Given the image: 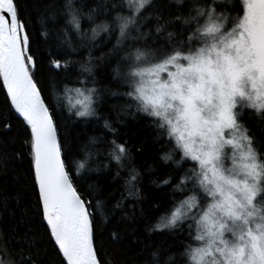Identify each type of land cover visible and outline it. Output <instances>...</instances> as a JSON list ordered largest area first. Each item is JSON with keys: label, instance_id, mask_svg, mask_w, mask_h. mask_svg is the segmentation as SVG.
Segmentation results:
<instances>
[{"label": "snow or ice", "instance_id": "snow-or-ice-1", "mask_svg": "<svg viewBox=\"0 0 264 264\" xmlns=\"http://www.w3.org/2000/svg\"><path fill=\"white\" fill-rule=\"evenodd\" d=\"M222 7L0 0V264H133L124 224L140 264H264V0Z\"/></svg>", "mask_w": 264, "mask_h": 264}, {"label": "trees", "instance_id": "trees-1", "mask_svg": "<svg viewBox=\"0 0 264 264\" xmlns=\"http://www.w3.org/2000/svg\"><path fill=\"white\" fill-rule=\"evenodd\" d=\"M47 2L48 0H28V8L32 12V16L34 20L36 19L37 16V10L35 9L42 10V6ZM61 2H63V0H61ZM217 3L223 6L221 9H218V11H227L228 7H230V0H217ZM36 26L39 27L38 21H36ZM2 102H3V94L2 92H0V107H2ZM126 119L131 121V117H127ZM146 123L147 121H140L139 123H137L136 121H131L129 134L133 136V143L137 147L143 146L144 148V154L141 157V159L146 158L149 161V163H151L154 161L157 151L158 149L161 148V145L156 144L155 146H153V138L150 131L145 127ZM80 127L83 126L81 125ZM124 131H129V129H125ZM14 177L18 178V180L14 179ZM27 177H28L27 164L25 162L17 166L15 173H10L7 177L0 180V186L7 189V191L10 193L12 197H14L15 199H19L20 206L16 211V217L21 221H23L22 213L27 212L28 208L30 207L27 204V200L29 199V197L27 196V192L29 191V184L25 183ZM147 182H148L147 179L143 181L144 184H147ZM120 184H122V181H120L119 183H115L113 185L112 191L113 194L116 196V198L119 197V192L117 191V189H119ZM114 202L115 201H113V203ZM36 219H37V223L34 225V227L38 229L39 235L37 236V239L39 240L42 237L43 229L39 227L38 217ZM12 226L14 227L15 225ZM135 227H136L135 225H131V224H124L121 226L122 234L125 235V241L128 245L127 253L124 256V259L133 262V264H140V262L144 259L143 256L139 255L140 245L131 243L134 237H132L130 233L131 230ZM100 228H103V224L100 225ZM138 234L140 236L144 235L142 231H140ZM101 241L104 242V246L109 253V257H108L109 259H113V260L118 259L112 254L115 252L124 251V249L120 248V246L118 245H109L107 241V233L105 232L103 235H100L98 230V235H97L98 245ZM43 247L47 248L49 246L45 243L43 244ZM49 256L53 261H55L54 253L49 251Z\"/></svg>", "mask_w": 264, "mask_h": 264}]
</instances>
